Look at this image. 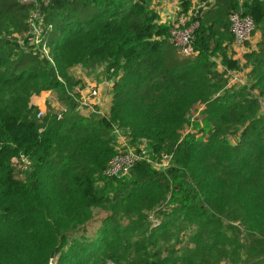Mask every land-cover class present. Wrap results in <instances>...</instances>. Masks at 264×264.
<instances>
[{
  "label": "trees",
  "instance_id": "trees-1",
  "mask_svg": "<svg viewBox=\"0 0 264 264\" xmlns=\"http://www.w3.org/2000/svg\"><path fill=\"white\" fill-rule=\"evenodd\" d=\"M156 1L40 0L47 57L31 41L36 0H0V264H264V0H214L199 17L205 0H178L198 21L190 53ZM239 8L260 34L241 63ZM101 64L107 114L81 109L73 73ZM240 69L246 82H230ZM45 89L62 107L38 117ZM116 129L169 165L106 176Z\"/></svg>",
  "mask_w": 264,
  "mask_h": 264
},
{
  "label": "built area",
  "instance_id": "built-area-1",
  "mask_svg": "<svg viewBox=\"0 0 264 264\" xmlns=\"http://www.w3.org/2000/svg\"><path fill=\"white\" fill-rule=\"evenodd\" d=\"M39 1L36 0L37 8L31 10L28 16V21L31 29V41L38 45L41 54L49 57V47L42 42L43 32V18L40 12ZM44 4L46 0H43ZM172 6H174V17L170 23L168 39L177 46L183 53H190L194 51V38L195 31L198 26V21L191 18V11L184 12L179 10L178 0H171ZM230 30L234 35L233 43L235 47H242L252 36V30L254 28V19L250 14L243 12L241 8L232 10L229 14ZM40 45V46H39ZM243 57V56H242ZM240 63L243 62L241 58ZM245 70L240 69L230 72V82L245 83ZM260 101V109L264 112V96H258ZM100 102V92L97 85L89 87L86 93H82L81 96V109L92 111H99V108H95ZM85 106V107H84ZM43 110L39 109L37 116L40 117L43 114ZM116 140L119 139L121 145L124 147L116 150L105 166L103 173L106 176H123L129 173L132 166L137 160L145 159L156 168H165L170 163L172 152H163L160 159L155 160L149 153L148 147L145 141H141L136 146L129 143L126 132L120 129H116ZM119 143V142H117ZM26 164L29 161L24 158ZM106 264H114L112 261H108Z\"/></svg>",
  "mask_w": 264,
  "mask_h": 264
},
{
  "label": "crops",
  "instance_id": "crops-1",
  "mask_svg": "<svg viewBox=\"0 0 264 264\" xmlns=\"http://www.w3.org/2000/svg\"><path fill=\"white\" fill-rule=\"evenodd\" d=\"M154 8L159 15L160 22L169 23L173 20L175 11L174 6L171 4V0L156 1ZM259 38V32L255 31L252 34L250 40L247 41L242 47H235L234 43L232 42L231 46L235 51L233 57L238 60L243 58V52L254 47ZM73 73L77 77L76 87H78L82 93H86L91 86H98L100 92V102L97 106L100 109V113L107 114L111 104L112 83L106 78L104 65H98L92 72H87L83 67L77 65L74 68ZM33 101L40 107V109L43 110V112L46 110V101L56 108L62 107L61 102L57 99L56 91L53 89L42 90L38 95L33 97ZM116 142H119V139H117Z\"/></svg>",
  "mask_w": 264,
  "mask_h": 264
},
{
  "label": "water",
  "instance_id": "water-1",
  "mask_svg": "<svg viewBox=\"0 0 264 264\" xmlns=\"http://www.w3.org/2000/svg\"><path fill=\"white\" fill-rule=\"evenodd\" d=\"M214 2V0H205L202 3H200L199 5H197V7L195 8V12L194 15L196 17H199L203 10L207 7H209L212 3Z\"/></svg>",
  "mask_w": 264,
  "mask_h": 264
},
{
  "label": "rangeland",
  "instance_id": "rangeland-1",
  "mask_svg": "<svg viewBox=\"0 0 264 264\" xmlns=\"http://www.w3.org/2000/svg\"><path fill=\"white\" fill-rule=\"evenodd\" d=\"M170 23H171V22H169L168 24L170 25ZM188 127H189L190 129L192 128L190 124H189ZM187 130H188V129H187ZM122 131H123V130H122ZM116 138H117V137H116ZM119 139H121V138H119ZM122 147H123V146L121 145L120 140H119V143H117V142L115 141V149H116V150H118V149H120V148H122ZM123 148H124V147H123ZM116 150H115V151H116Z\"/></svg>",
  "mask_w": 264,
  "mask_h": 264
}]
</instances>
